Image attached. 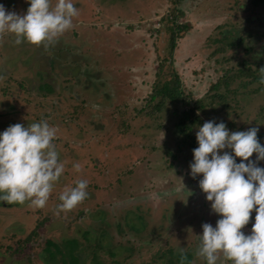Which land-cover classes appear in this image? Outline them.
<instances>
[{"label": "rangeland", "instance_id": "rangeland-1", "mask_svg": "<svg viewBox=\"0 0 264 264\" xmlns=\"http://www.w3.org/2000/svg\"><path fill=\"white\" fill-rule=\"evenodd\" d=\"M0 1L7 4L6 11L22 14L27 8L26 0ZM88 1L92 2L91 8L82 12L79 8L72 18L71 28L47 48L43 43L38 46L28 44L22 60L17 59L21 46L12 49L0 39V131L9 124L19 123L21 118L19 105L15 103V108H9L5 104L7 97L1 90L6 84L5 61L12 59V63L16 61L15 64L21 62L24 65L14 69L16 77H22L26 86L39 95H46L39 102L43 104V114L48 116L46 121L57 130L52 143L58 159L64 164V171L53 182L43 207L34 208L28 201L17 203V208L0 202V264H14L6 262L10 256L17 260L21 258L23 261L20 264H65L64 258L68 264H118L116 254L123 246L134 248L135 253L132 259L124 260L122 264H179L180 248L193 253V257L184 254L185 260L191 258V264H206L203 258L195 255L198 234L204 222L215 226L218 214L211 211L210 201L205 199V194L198 187L200 174L195 178L189 176L192 148L175 128L177 118L174 110L180 114L187 111L188 106L166 101L163 109L157 112L151 107L160 99L149 103L148 96L158 64L164 59L167 64L172 60L171 68L180 75L181 88L189 100L204 101L213 93L210 86L225 70L237 67L242 60L257 58L264 61L263 39L250 38L240 47L218 50L226 42L250 30L264 32V25L258 20L264 11L261 9L263 12L256 13L260 8L254 7L250 0ZM51 3L54 4L55 0ZM77 3L82 2L76 0ZM95 4L101 6L97 12L93 9ZM176 7L185 13L180 22H188L190 30L178 40L174 58L171 59L169 38L160 18ZM159 23L162 27L157 31ZM2 34L6 33H0V38ZM73 38L80 40L72 46L68 41ZM250 45L254 49L248 51L247 46ZM85 74H99L107 86L105 90L109 89V96L98 92L101 88L98 82L93 80L85 84ZM110 74H114V81H111ZM170 78L167 76L164 81ZM52 88L56 92H52ZM251 88L259 90L239 94L234 100L236 111L227 114L216 108L199 114L205 121H224L229 131L249 127L259 129L264 124V86L253 84ZM90 102L96 106L108 102L112 104L105 113L101 110L106 119L100 120L104 122L102 127H107V133L87 137L90 131L85 129L86 124L77 128L69 122L74 115L70 113L66 116L64 113L65 109L72 111L78 107L75 109L78 114L85 113L78 120H87V123L92 114L80 106L87 108L84 103ZM231 120L237 122L236 129L231 127ZM257 139L262 142L261 145L264 144L259 132ZM71 143L82 144L81 148H87V151L74 148L76 151L67 153ZM67 156L76 160L88 159V172L96 175L95 187L90 184L92 188L87 192L86 202L81 201L83 211L76 206L72 211L61 212L56 208L61 192L58 187L55 188L57 183L64 181L62 187L71 186L83 178L81 169L79 173L73 171ZM254 158L255 153L249 157ZM240 159L235 158L236 162ZM257 163L264 167V161ZM100 182L101 185L96 186ZM176 187L182 192L169 190ZM254 214L253 209L248 224L241 229L246 234ZM80 230L99 233V242L107 239L109 233L114 237L108 239L107 247L102 249L103 243L97 247ZM78 232L81 235L71 243L80 259L72 261L71 255L64 256L69 250L66 240ZM6 242L12 249L5 246ZM52 242L61 246L62 250L57 251ZM45 258L48 260L45 261ZM223 264L229 262L224 261Z\"/></svg>", "mask_w": 264, "mask_h": 264}, {"label": "clouds", "instance_id": "clouds-1", "mask_svg": "<svg viewBox=\"0 0 264 264\" xmlns=\"http://www.w3.org/2000/svg\"><path fill=\"white\" fill-rule=\"evenodd\" d=\"M27 8L17 13L0 4V33H11L13 43H43L45 48L72 27L77 15L73 0H26ZM259 85L264 86V66L256 69ZM257 127L229 131L224 121L209 119L196 126L197 146L189 162V176L200 174L198 187L218 214L215 226L204 222L198 234L195 255L206 264H264V146L258 142ZM57 130L44 119L9 124L0 131V201L24 203L41 208L49 198L53 182L64 171V164L52 141ZM225 149H229L227 151ZM255 153L254 159H249ZM241 158L236 162L235 158ZM79 172L81 165L73 163ZM88 181L78 179L58 195L56 208L68 211L86 196ZM251 228L241 231L249 222ZM184 264V249L179 250Z\"/></svg>", "mask_w": 264, "mask_h": 264}, {"label": "trees", "instance_id": "trees-1", "mask_svg": "<svg viewBox=\"0 0 264 264\" xmlns=\"http://www.w3.org/2000/svg\"><path fill=\"white\" fill-rule=\"evenodd\" d=\"M250 2L254 7L258 9L260 8V10L257 9L258 11L256 13H258L259 11H264V0H250ZM261 9H263V11ZM183 14L185 13L179 7H176L172 10H169L166 16H163L164 18L161 19L163 28L165 29V32L169 38V55L172 59L174 58V52L177 47L178 40L181 39L183 35L190 30V25L188 22H180V18L183 16ZM258 20H260L259 23L261 25H264V12L263 15L258 18ZM160 29L161 28H158L157 31H160ZM250 38L254 40L263 39L264 44V32H261L260 29H257L250 30L248 33H244L238 36L237 38L228 41V43L226 42V45L220 46L218 50L224 51L227 48L240 47L246 42V40ZM247 49L248 51L253 50L254 46H247ZM171 63L167 64V60L164 59L161 60L158 64V68L154 74L155 79L152 85V90L150 91V94L148 96V102L152 103L154 100L160 99L157 104L151 107L152 110L157 112L163 109V106L165 105L166 101H169V104L182 103V105L188 106V110L180 114H177L178 112L174 110V116H176L177 118L175 128L176 131L183 136L184 140L190 145L192 149L197 146V142L194 136V130L196 129V126H198V124H202L205 121L199 113L204 112L207 109L214 110L216 108L224 110L227 114L231 113L232 111H236L237 105L234 104V100L239 94L256 93L259 90V88L252 89L251 86L253 84H259L257 80L256 69L261 66H264V61H259V59L257 58L253 59V61H240L237 67L225 70L223 75L220 78H217V80L210 86V91L213 93L207 98L206 101H204L202 99L189 100V96L186 95L181 88L182 79L177 73V71L171 68ZM167 76H170L171 78L165 79L164 81V78ZM260 87L263 86L260 85ZM2 88L4 89V86ZM29 90L30 89H28V91ZM42 96L43 98L46 97V95ZM37 99L38 98L33 97H30L28 99L27 120L23 121L21 119L23 122L21 123L22 125L26 126L28 123L38 122L41 119H47L48 116H46V114H43L44 110H31V108H34L33 106L38 102ZM121 109L122 111L125 110V108ZM231 123V127L236 129L237 122L235 120H231ZM258 132L260 134V138H264V124L258 129ZM262 146H264V144ZM8 205L10 206L11 204ZM12 205L18 206L17 203H13ZM21 229L25 230L24 228H18L17 230L22 231ZM24 244L25 243H23V245ZM52 244L54 245V242H52ZM5 246L9 249H12V246L9 245L7 242ZM57 249L58 251H60L59 248ZM75 250L76 249H74L73 245L71 244V248L68 250V253L64 254V256L67 257L71 255L72 261L76 259L79 260L80 257H77ZM119 253L121 252H118L116 255H118ZM184 254H186V256L193 257V253L191 251L184 252ZM55 255L56 253L53 254V258L55 257ZM11 259H13V261H11ZM64 259L63 263L68 264V260L66 258ZM177 259H179V255ZM190 259L185 260L184 264H191ZM46 260L48 259L45 258V261ZM22 261L23 260L21 258L17 260L13 256H10L9 259L7 258L6 260L7 263L14 264H20ZM27 264L29 263L27 262Z\"/></svg>", "mask_w": 264, "mask_h": 264}, {"label": "flooded vegetation", "instance_id": "flooded-vegetation-1", "mask_svg": "<svg viewBox=\"0 0 264 264\" xmlns=\"http://www.w3.org/2000/svg\"><path fill=\"white\" fill-rule=\"evenodd\" d=\"M75 2H76V0H73V3H74V5H75V7L77 9V13H78V9L79 8L81 9V12H82V11H85L87 8H91V6H92V2L91 1L81 0V2L83 4H85V7L82 9V7L84 5L82 3L75 4ZM0 4H3L4 7L7 8V4L2 3V1H0ZM93 9H94L95 12H97V11H99V9H101V6H99L98 4H95L93 6ZM83 15H84V17L86 16L85 13H83ZM162 18L163 17L160 18V21H161ZM160 26H161V24L159 23L158 26H157V29L160 28ZM1 36L2 37L0 39L2 40L3 43L9 45L10 46L9 48L14 49V47H17V46H21L22 47V49L20 51V54L17 57V59L22 60V57L25 56V54H23V51H24V53H26L25 46H27L28 44H31V43H26V42H23L22 41L20 44H14L13 43L14 36H13V34L10 35V33L2 34ZM6 38H9V39L8 40H5ZM90 38H91L90 40L92 42H95V40L92 39V37H90ZM79 40L80 39L73 38L70 41H68V43H70L73 46L74 45V42H77L78 43ZM7 41H11L12 43L8 44V43H6ZM106 41H107V39H106ZM35 45L38 46L37 44H35ZM15 62L12 63V59L11 60H8V61H5L4 68L7 69L5 71V74H6L5 82H6V84L4 85V89L1 88V90L3 91L4 96L7 97V101H6L5 104L9 108H15L16 107V104L19 105V110L21 111V118H19L20 119L19 120V123H23L22 120L23 121H26L27 120L26 110L28 111V109H27L28 99L30 98L28 95H36L33 98H38L37 99L38 102L33 106L34 108H31V110H42L43 109V104H41L39 102V100L42 98V96L39 95V93H36L34 89L28 88L26 86V81L22 77H16L17 76V74H16L17 71L14 70V69H16L20 64L23 65V63L20 62V63L15 64ZM1 73L2 72L0 70V74ZM85 75H86V78L84 79L86 81L85 84L88 83V82L90 83V82H92L94 80V82H96V83L98 82L99 83L98 86L101 87V88L98 87L99 88L98 89V92H100V94H102V95H108L109 96V93L107 92L109 89L105 90V87H107V86L103 84V82H102L103 80L99 77V74H93V75H90V74L87 75V74H85ZM74 76L76 77L75 74H74ZM120 76H121V74H120ZM110 78L113 79L111 81H114L115 80L114 74H110ZM81 84L83 85V82H81ZM28 89H30V90L28 91ZM52 90H53L52 92H56V91H54L53 88H52ZM84 104H85V106L87 108H84L82 105L80 107H82L85 112H88V113L92 114L91 120H88L87 123L85 122L87 120H84V121L80 122L78 120V118L83 117L85 113L78 114L79 111L75 110L78 107H76V108H73L72 111L70 109H65V111H64V113H65L66 116H67V114H70V113H72V115H74L71 120L69 119V122L71 124H73L74 126H76L77 128H80V125L86 124V126H85L86 128L85 129H88L90 131L87 134V137L88 136H92V135H99L101 133H107V127H105V128L102 127V125L104 124V122L101 121L100 119L101 118H103V120L106 119V116L103 114V112L105 113V110L108 107H111L112 104L110 102H108V103H102V104H99L97 106H96V104L91 105V102H90V104H87V103H84ZM116 107H118V105ZM56 109H58V108H56ZM95 113H97L96 116H95ZM107 119L109 120L110 124H112V121L110 120V118L107 117ZM105 122H107V120ZM115 133L116 132L110 134V136H113ZM114 141H115V137L113 139V143H114ZM124 156L125 155H123L122 157H124ZM125 160H127V158H125ZM101 165L102 164L99 165V168L100 169L103 168V167H101ZM86 167H87V170L89 171L90 170L89 166L86 165ZM85 170H86V168H85ZM89 181H91V180H89ZM101 183L102 182H100V184H97L96 186H100ZM0 202L3 205H6L5 202H2V201H0ZM70 248H71V245H70L69 249ZM120 252L121 253H119L118 255H116L117 258H115V260H117L118 264H122L124 260H130V259H132V257L134 256V253H135L134 248L125 247V246H123L121 248V251ZM125 253H127V254H125Z\"/></svg>", "mask_w": 264, "mask_h": 264}, {"label": "crops", "instance_id": "crops-1", "mask_svg": "<svg viewBox=\"0 0 264 264\" xmlns=\"http://www.w3.org/2000/svg\"><path fill=\"white\" fill-rule=\"evenodd\" d=\"M72 139V138H71ZM102 143V142H101ZM80 145H82V144H73V143H71L70 145H68V151H67V153L68 152H71L72 150L73 151H76V150H74V148L75 149H81L82 151H87L86 149L87 148H81L82 146H80ZM102 145V144H101ZM89 148V147H88ZM66 159H69L71 162H70V164H71V167H72V164L73 163H79L80 165H81V170H82V172H83V178L82 179H85V180H87V177H88V183L89 184H87V187H86V192H88V191H90V189L92 188V186H90V184H93V186L95 187V185H94V180H96V175L92 172V173H89L88 172V170H87V172H86V170H85V168H86V165L87 166H89V163L88 162H86L88 159H84V158H78V160H76V159H72V158H70V157H66ZM90 159V158H89ZM73 169V168H72ZM73 171L74 172H76V173H79V172H77V171H75L74 169H73ZM66 173H67V176H68V172L67 171H65ZM89 180H91V181H89ZM63 182L64 181H60V182H58L57 183V185L55 186V188L56 187H58V189H59V191H62L65 187H71V186H74V185H71V186H63L62 187V184H63ZM94 187H93V189H94ZM170 191H175V192H178V193H180V192H182V190L181 189H177V187L176 188H174V189H169ZM187 190V189H186ZM86 198H88L87 196L83 199V201L82 202H86ZM89 201L90 200H88V203H89ZM82 202H79L77 205H76V208H78L79 210H82L83 211V209L84 208H81V203ZM55 203V202H54ZM13 203H11V205L10 206H13L12 205ZM6 205H8V203H6ZM16 206V208L19 206H17V205H15ZM61 211V210H60ZM72 211V210H71ZM104 211V210H103ZM62 212V211H61ZM85 213H87V210H85L84 211ZM80 232L83 234V236L89 241V242H93L94 243V245H96L97 247L98 246H100L102 243H103V245L100 247V248H102V249H105L106 247H107V245H108V239H110V238H113L114 237V234H108L107 236H108V238L107 239H105V238H103L100 242H99V236H100V234L99 233H94V232H84V231H81L80 230ZM80 236L81 234L78 232L76 235H74V236H72V237H69L67 240H66V246L68 247V249H69V247H70V245L72 244L71 243V240H73V239H75V238H77V236ZM98 241V242H97ZM106 241V242H105ZM105 242V243H104ZM54 246H55V249L58 251V249L57 248H59L60 249V251L62 250V248H61V246H59L58 244H54ZM140 246H143V244H140ZM59 251V252H60ZM67 251V250H66ZM68 253V252H67ZM97 256H99V253H97Z\"/></svg>", "mask_w": 264, "mask_h": 264}]
</instances>
